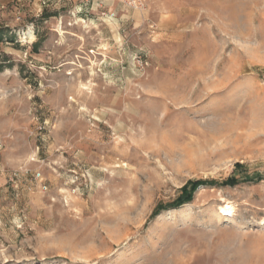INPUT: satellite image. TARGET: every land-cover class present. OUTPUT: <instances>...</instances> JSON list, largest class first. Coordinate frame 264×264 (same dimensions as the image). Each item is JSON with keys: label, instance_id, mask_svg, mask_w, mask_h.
I'll use <instances>...</instances> for the list:
<instances>
[{"label": "rangeland", "instance_id": "rangeland-1", "mask_svg": "<svg viewBox=\"0 0 264 264\" xmlns=\"http://www.w3.org/2000/svg\"><path fill=\"white\" fill-rule=\"evenodd\" d=\"M0 66V264H264V0H0Z\"/></svg>", "mask_w": 264, "mask_h": 264}, {"label": "trees", "instance_id": "trees-1", "mask_svg": "<svg viewBox=\"0 0 264 264\" xmlns=\"http://www.w3.org/2000/svg\"><path fill=\"white\" fill-rule=\"evenodd\" d=\"M0 70H1V66H0ZM236 166H240L239 164H236ZM208 181H203V180H189L187 181L184 185H182L179 189V195L177 196V198L167 207L170 208H177L180 205L189 202L192 198V194L193 191L200 185L206 184ZM225 182L227 183H235L236 179L234 177H228ZM166 208V207H164ZM163 207H158L155 209L153 216L157 215L162 209H164Z\"/></svg>", "mask_w": 264, "mask_h": 264}, {"label": "bare ground", "instance_id": "bare-ground-1", "mask_svg": "<svg viewBox=\"0 0 264 264\" xmlns=\"http://www.w3.org/2000/svg\"><path fill=\"white\" fill-rule=\"evenodd\" d=\"M220 213L223 216H228V215L232 216L234 213V209L229 203H227L225 204V206L220 207ZM262 224H264V220L262 221Z\"/></svg>", "mask_w": 264, "mask_h": 264}, {"label": "built area", "instance_id": "built-area-1", "mask_svg": "<svg viewBox=\"0 0 264 264\" xmlns=\"http://www.w3.org/2000/svg\"><path fill=\"white\" fill-rule=\"evenodd\" d=\"M262 80L264 81V75L262 76Z\"/></svg>", "mask_w": 264, "mask_h": 264}]
</instances>
